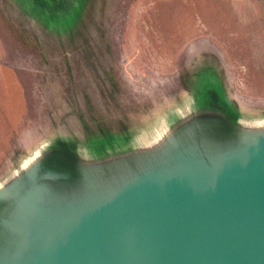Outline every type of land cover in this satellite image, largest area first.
I'll use <instances>...</instances> for the list:
<instances>
[{"label": "rangeland", "instance_id": "374dc122", "mask_svg": "<svg viewBox=\"0 0 264 264\" xmlns=\"http://www.w3.org/2000/svg\"><path fill=\"white\" fill-rule=\"evenodd\" d=\"M259 118L264 0H0V180L35 148L72 161L10 180L0 264H27L86 198L253 152Z\"/></svg>", "mask_w": 264, "mask_h": 264}, {"label": "water", "instance_id": "95a60500", "mask_svg": "<svg viewBox=\"0 0 264 264\" xmlns=\"http://www.w3.org/2000/svg\"><path fill=\"white\" fill-rule=\"evenodd\" d=\"M251 156L222 168H185L176 182L157 179L105 200L86 198L40 234L27 264H264V170L247 168L232 186L218 180L227 163L237 168ZM205 175L212 180L207 188L197 178ZM36 190L18 195L17 207L39 203Z\"/></svg>", "mask_w": 264, "mask_h": 264}, {"label": "bare ground", "instance_id": "6f19581e", "mask_svg": "<svg viewBox=\"0 0 264 264\" xmlns=\"http://www.w3.org/2000/svg\"><path fill=\"white\" fill-rule=\"evenodd\" d=\"M252 122L256 128L264 127V118L254 119L252 120ZM40 158H41V154L38 152V149L37 148L33 149L27 156H25L21 160V162L19 163L20 165L18 166L17 169H13L8 177H6L3 180H0V198H3L6 195L5 188L7 183H9L11 179L13 180L17 176L20 170L24 171L29 176H33L35 167L39 162ZM255 165H257V167L264 170V142L263 143L260 142L259 145L255 147V149L252 152V156L249 159L242 162L240 161V164L237 168L235 167L237 165L233 166L227 163L224 166L222 173H219L218 180H221L220 184L222 183V185L224 184V185L232 186L235 183H238V182H232V180L236 178V174H240L241 172L244 171L246 172L247 168L255 169ZM254 171L255 170H252L251 173L253 174ZM197 178L199 184L203 186H205V184L206 186H209L212 181L210 179V176L208 175L200 176V177L198 176ZM206 186L205 188H207Z\"/></svg>", "mask_w": 264, "mask_h": 264}, {"label": "trees", "instance_id": "16d2710c", "mask_svg": "<svg viewBox=\"0 0 264 264\" xmlns=\"http://www.w3.org/2000/svg\"><path fill=\"white\" fill-rule=\"evenodd\" d=\"M69 151H66V150H57V151H54V153H50L51 155L46 159H43V162L44 160H46L45 162L47 164H51L52 166L54 167H59V168H69L70 169V165L72 164V161H71V158L69 157Z\"/></svg>", "mask_w": 264, "mask_h": 264}]
</instances>
